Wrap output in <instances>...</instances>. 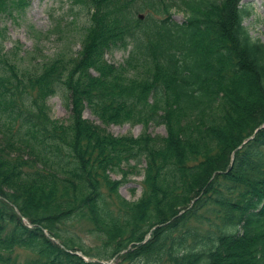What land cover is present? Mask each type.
<instances>
[{
    "label": "trees",
    "instance_id": "obj_1",
    "mask_svg": "<svg viewBox=\"0 0 264 264\" xmlns=\"http://www.w3.org/2000/svg\"><path fill=\"white\" fill-rule=\"evenodd\" d=\"M28 2L0 0V18L12 17ZM240 2L71 0L73 22L79 21L80 14L85 18L78 25L82 49L75 56L58 54L33 68L24 64L25 58L19 56L17 48L12 53L18 57L10 61L0 39V133L36 154L35 162H28L0 152L1 178L18 192L15 200L0 191V264H100L84 263L80 257L67 254L65 250L74 245V237L69 235L73 233L64 232L60 240L56 222L67 221L80 203H93L91 211L99 216L93 217L100 226L110 222L111 230L119 226L125 231L127 218L136 220L131 206L119 198L114 211L107 208L115 189L107 193L102 189H111L115 183L106 172L122 174L123 168L135 169L143 162L148 177L143 198L150 200L147 209L155 215L145 230L154 226L156 236L149 237L152 231L143 234L145 243L136 253L127 254L130 263H264L262 230L255 232L260 238L257 245L246 249L248 257L234 263L227 260L231 245L241 243V247H247L254 241L245 237L250 232L244 227L246 223L254 220L264 225V122L247 144L230 154L219 181L204 189L203 201L200 198L189 208L171 210L189 204L188 188L201 165L199 154L185 158L183 151L195 143L206 144L207 153L221 144L213 134L222 132V125L228 126L227 108L234 112L237 103V99L221 97L222 88H229L234 76L244 75L246 71L241 69L246 66L259 79V85H254L256 97L260 102L264 100V44L252 38L242 25L248 11ZM146 10L151 13L139 20L137 14ZM171 10L181 13L184 20L175 21ZM121 11L127 13L128 20L122 18ZM201 32L204 41L197 40ZM113 51L127 54L121 64L106 59ZM204 57L211 61L206 62ZM57 95L73 105L69 124L49 115L47 101ZM85 106L102 121L165 124L171 131L166 140L153 142L114 137L81 119ZM202 117L211 122L204 126ZM183 121L187 123L182 128ZM154 190L157 201L152 199ZM36 200L48 205V218L24 213L28 211L23 205ZM244 212L242 233L238 215ZM6 221L13 223L10 232L4 229ZM42 229L60 240L59 244L45 236ZM97 233L93 228L91 235ZM14 247L28 249L38 258L12 261L8 252ZM107 252H95L94 256L104 258Z\"/></svg>",
    "mask_w": 264,
    "mask_h": 264
},
{
    "label": "rangeland",
    "instance_id": "obj_2",
    "mask_svg": "<svg viewBox=\"0 0 264 264\" xmlns=\"http://www.w3.org/2000/svg\"><path fill=\"white\" fill-rule=\"evenodd\" d=\"M27 1H29L28 5L23 7L20 12L13 13L12 17L3 16L0 18V39H2L4 50L9 53L8 58L10 61H14L18 57L13 55V48L18 49L17 52L19 53V56H23L25 58L24 64H28L31 68L44 61L55 58L58 54L64 53L75 56L78 52H80L82 49L83 39L81 38L79 32L80 26L78 25L82 24L85 18H83L82 14H80L77 16L79 21L74 20L73 22L70 16V10L72 7L71 0ZM226 1L227 0H224V2ZM241 4L245 5L247 10L250 12L248 13L249 15L245 16L242 20V25L246 27L252 38L258 39L264 44V0H244ZM223 6L224 5H222L219 9L220 11ZM174 12V10H171L170 15L173 16L174 20L177 22H182L184 20L183 15L181 13ZM147 13L151 12L146 10L144 14ZM219 14V18H221L222 13L220 12ZM121 15L123 19L128 20L127 13L121 11ZM231 21L233 22V18ZM197 40H205L202 32L197 35ZM126 57L127 54L123 51H113L112 53L106 55L108 62L113 64H121ZM204 59L206 62L211 61L209 57H207V59L204 57ZM241 71L246 72L242 76H234L228 85L229 88H227V86L222 88V92L219 94L221 97L224 99L227 98L229 101L237 99V103L233 107L234 112L230 111V108H227V112L229 113L228 126L225 128V126L222 125V132L213 134V136L220 138L221 144L207 153L204 151V145L206 144L200 145L195 143L192 144V148L183 151V156L185 158H187V156L190 157L195 154H199L197 157H200L198 160L201 165L196 169L198 173L196 174L194 180H192V185L188 188L190 200L189 204L180 207L177 210L171 208L173 211H178L181 208H189L193 205H191V203H198L197 200L200 198H202L201 201H203L205 199L204 189L209 186L213 187V184L216 183V181H219L221 173L225 172V169L229 164L228 158L230 154L233 152L236 153L237 148L240 145L247 144L248 140L255 135L264 122V100L261 102L259 101L260 98L258 95L256 97L254 89L255 84L259 85V79L258 77L255 79L254 77L256 75L249 72L250 69L246 66L243 67ZM219 73L221 74L222 72ZM254 101H258V103L255 102L254 104ZM47 105L50 110L49 115L52 119L64 124H69L72 116L73 105L66 101L64 97L60 95L53 96L48 99ZM235 107L237 109L236 113ZM81 119L92 123L97 128L104 130L106 133H109L114 137L147 139L153 142L166 140L169 136V131H171L169 130V126H166L165 124L160 126L150 123L145 125H129L127 123H115L111 120L102 121L100 118L92 114L90 109L86 106L82 111ZM201 120V123H203L204 126L211 122L210 118L207 119L202 117ZM186 123V121H183V125L181 124L182 128ZM194 145L195 147H193ZM0 152L6 153V156L12 159H23L28 162H35L36 160V157H34V155H36L35 152L17 145L11 139L2 135V133H0ZM202 155H205V158H202ZM130 165L133 166V163L131 162ZM151 165L154 164L151 163ZM41 168L42 167L39 165V169ZM146 170L147 165L143 162L135 169L125 170V168H123L122 171L124 174L106 172V176H108L110 181H113L115 184L111 187V189H108V187L105 186L103 187L102 185L99 186H102V192L104 191L106 193L115 189L111 192L113 200L107 205V208H110V211L115 210L116 203L119 202V199L127 202L131 206L130 209L132 214H134V217L136 218H134V220L136 221H133L131 217H128L127 220L129 223L125 225V231L121 230L119 226H117L118 229L116 231L111 230L109 226L111 225L110 222L106 223V227L100 226L93 217L94 215L96 218L99 216L95 212L92 213L91 211V207L94 205L93 203L91 205L88 203H80L76 208H74V212L72 211V214L68 215L69 219L67 221L65 220V222L61 223L56 222L58 225L56 229L59 230V232L56 231L58 234V237L56 236L57 238L61 240L59 235L61 236L64 232H71L74 235L73 236L68 233L70 236L74 237V240L72 241L74 245H70V248L65 250L67 254L80 257L84 263L153 264L137 260L130 263L129 260H127V254L136 253L134 251H138V246L145 243L144 240H142L143 234H146L149 231L151 232L155 228L153 226L147 230V227L145 230L147 224H152L149 221L155 216L151 209H147L148 204H146V202H149L150 200L148 201L146 198H143V194H145L146 189L144 180L148 178ZM161 175L162 174L158 177L160 178ZM1 177L3 176L0 169V191L6 196L9 195L11 198L17 200V190L10 188L12 184L9 183L5 177L6 181H4ZM162 185L161 181L160 187H162ZM150 189L152 191V187ZM152 199H157V192L155 190L152 193ZM42 201L43 200H36L35 203L31 201L26 202L23 207L28 212L24 213L27 215L29 213L30 216L35 218H39V216L48 218V211H50L49 207L48 205H44ZM80 208L85 209L83 211L76 212L80 210ZM40 209L41 212L38 213ZM6 212L11 215L9 210ZM245 213L247 214V212H244L243 215H238L239 221L242 220L239 222L242 233V224L245 222ZM12 225L13 223L11 221H6V228L4 229L10 232L9 230L12 229ZM244 227L246 229L248 228V232L250 231L249 236L245 235V237L254 239V241H251V245L247 247H241V243L238 245H231L228 248L229 251L233 249L230 251L231 255H229V259H227L230 261L229 263L244 260L245 257H248L245 256V251L254 248V246L257 245L256 242L260 240V238H257V233L255 232L257 231L260 233L261 230L264 232V225L262 223L257 224L254 220L246 223ZM253 227L255 228L254 230ZM93 228L99 233L91 235ZM141 229H143L142 233L138 236L137 232H140ZM42 233L45 236L49 235L50 237L47 230L42 229ZM155 233L156 232L153 233L152 231V235L149 237L155 235ZM64 237L68 238L65 235ZM50 240L53 241L54 239L50 237ZM68 240L70 243L71 239ZM55 241L56 242H53L59 244L58 239ZM61 243L63 244V242ZM228 250L226 252H228ZM105 251L108 252L104 258L94 256L95 252L101 254L105 253ZM118 251L120 252L116 254V258L112 257V259H110L111 256ZM8 253L9 258L12 261L25 262L28 260H36L38 258L37 255L33 254L30 250L20 249L17 247H14L13 250ZM162 264L166 263L163 262Z\"/></svg>",
    "mask_w": 264,
    "mask_h": 264
}]
</instances>
